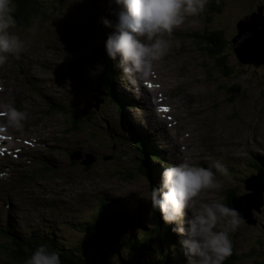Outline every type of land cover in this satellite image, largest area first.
I'll return each instance as SVG.
<instances>
[{"label":"rangeland","instance_id":"1","mask_svg":"<svg viewBox=\"0 0 264 264\" xmlns=\"http://www.w3.org/2000/svg\"><path fill=\"white\" fill-rule=\"evenodd\" d=\"M222 2L220 14H210L208 0L202 13L187 16L164 37L170 42L168 53L154 63L150 76L161 80L154 96L172 117V124L163 121L167 131L152 125L156 113L152 114L147 99L140 105L124 94L122 84L133 88L135 83L124 80L104 53L110 29L98 21L101 16L113 19L108 0H41L44 8L27 27L14 29L24 41L23 52L0 65V105L12 103L26 112L21 129L7 125L0 116V172L6 173L0 178V225L8 221L11 227L23 229L58 222L60 236L78 243L83 234L68 223L87 220L97 201L107 195L118 199V206L149 230L150 184L138 171L133 139L120 129L123 118L148 145L160 146L167 167L181 161L208 167L216 160L227 167L228 176L216 173L221 189L204 190L194 206L220 199L226 203L228 190L235 196L246 193L243 182L254 175L251 162L264 159V68L241 64L227 45L226 65L233 73L226 77L200 53L198 36L205 28L214 29L230 41L236 35L235 22L256 12L264 0ZM98 63L104 65L102 72L94 70ZM106 71L113 72L116 94L126 105L124 116L108 94L94 107V97H100L93 90ZM233 86L237 93L231 95ZM74 114L80 118L76 126L70 122ZM74 151L82 158L91 154L95 162L84 167L72 161ZM262 201L259 213L252 211L255 225L242 223L229 233L232 254L243 257L234 264H264V193ZM168 242L162 249L168 264H185L178 240ZM1 244L6 243L0 240ZM0 256L7 255L0 250Z\"/></svg>","mask_w":264,"mask_h":264},{"label":"clouds","instance_id":"2","mask_svg":"<svg viewBox=\"0 0 264 264\" xmlns=\"http://www.w3.org/2000/svg\"><path fill=\"white\" fill-rule=\"evenodd\" d=\"M108 3L113 19L101 16L98 21L110 29L103 42L104 53L123 79L134 83L150 76L154 63L167 55L170 42L165 35H171L187 16L202 13L208 0H108ZM14 13V0H0V65L9 57L18 58L24 50L23 39L14 31L17 24ZM103 67L98 63L94 70L102 72ZM0 116L7 125L21 129L26 112L9 103L0 105ZM155 151L163 153L159 148ZM153 158L157 160L156 156ZM216 173L228 176L227 167L219 160L208 167L181 161L164 168L159 186L149 193L151 207L159 212L165 227L178 240L185 264H223L233 251L229 233L243 223L239 212L222 199L194 206L204 190L221 189ZM5 175L0 172V178ZM23 264H61V259L56 250L40 244Z\"/></svg>","mask_w":264,"mask_h":264},{"label":"trees","instance_id":"3","mask_svg":"<svg viewBox=\"0 0 264 264\" xmlns=\"http://www.w3.org/2000/svg\"><path fill=\"white\" fill-rule=\"evenodd\" d=\"M14 4L16 26L20 27H27L29 21L44 8L41 0H14ZM54 4L51 3V6L56 8L57 6ZM259 5L257 4L256 8ZM223 8L222 0H211L208 7L210 14L213 16L220 14ZM237 23L238 21L234 24L235 34ZM198 37L201 41L200 49H203V53H200L213 62L212 68L228 77L232 69L226 65L225 49L228 45L233 50L231 40L227 41L220 30H207V28ZM98 83H101L107 90L110 99L113 100L117 96L112 83V75L108 71L100 76ZM236 88L237 86L230 88L229 94H236ZM71 119L70 122L75 123V126L80 121V118L75 114L71 116ZM130 132L138 156V171L146 177L150 184V193L153 187L158 186L157 178L160 177L161 173V170L155 164H151L154 162L153 156H155V153L157 160H161L162 156L159 152L148 149L150 147L147 142L145 143L146 140L132 128H130ZM250 167L255 174H260L264 182V159H258L257 161L253 159ZM226 193L228 196L226 197V204L233 208L232 199L237 196L232 190H228ZM104 196L97 201L93 213L87 220L80 223H68V226L74 232L83 234V238L78 243L66 242L60 236L58 222H43L42 225L33 228L28 226L20 229L11 227L6 221V225H0V240L6 243L1 244L0 250L7 255L0 256L3 259L1 260L2 264H8L7 258L15 263L23 264L32 250L40 244L47 245L50 250H56L60 255L61 264H168L166 249H164V252L162 249L165 243H169L168 239H173L174 235L165 227L159 212L155 209L152 211L149 222L150 229L146 230L145 226H142L139 221L135 222L132 214L126 208L118 206V199H112V196ZM154 212H158V219ZM133 230L138 231V234H134ZM241 258L243 257L231 254L225 260V263L234 264L240 261Z\"/></svg>","mask_w":264,"mask_h":264},{"label":"water","instance_id":"4","mask_svg":"<svg viewBox=\"0 0 264 264\" xmlns=\"http://www.w3.org/2000/svg\"><path fill=\"white\" fill-rule=\"evenodd\" d=\"M263 10L264 6L259 5L256 12L242 19L244 22L242 21L240 23H237L236 35L231 38V46L238 62H240L241 64H251L255 68H264ZM246 57L249 60H247ZM93 91L97 92L98 96L100 97L99 99L98 97H94V107L97 108L103 102L101 96H106V93L100 90V84L96 85V88ZM121 125L122 128L120 129L125 134L127 133L129 135L125 128V123H121ZM71 160L80 162L84 167H89L95 162L94 156H92L91 154L85 155V157L82 158V155L77 151L71 154ZM243 184L246 193L242 196L233 198L232 206L241 215L243 223L253 226L255 225L256 221L252 218V211L259 213L260 208L263 206L262 198L264 193V182L260 174H255L250 175ZM152 211H154V209L151 207V217ZM154 214H156V218L158 219V212H154Z\"/></svg>","mask_w":264,"mask_h":264},{"label":"bare ground","instance_id":"5","mask_svg":"<svg viewBox=\"0 0 264 264\" xmlns=\"http://www.w3.org/2000/svg\"><path fill=\"white\" fill-rule=\"evenodd\" d=\"M49 61V60H48ZM52 61V60H51ZM57 63V62H56ZM58 65V64H57ZM139 81H141V82H145L146 84H148V85H150V87H148L149 88V90L148 89H144V85H143V83H141L140 82V88H139ZM161 82V80L160 79H158L157 77H152V76H148V77H146V78H144V79H142V80H138V81H136V82H134L135 83V86L133 87L134 89H133V92H136V94H135V97L137 98V100H139V101H143V100H145V99H147L148 101H149V103H150V107H151V109L152 110H156V109H158V107L160 106V104H159V101H157L156 100V97L154 96V94L155 93H157L158 92V90H159V88H160V83ZM122 88H123V90L126 92V93H129L130 92V88H128V87H126V86H122ZM115 89V88H114ZM120 91V90H119ZM159 94V93H158ZM154 98L155 100H156V103H152L151 102V100H150V98ZM127 98V97H126ZM158 98V97H157ZM127 100V99H126ZM162 101V100H161ZM176 102V101H175ZM140 105H141V103H139ZM170 106V105H169ZM138 107V106H137ZM162 108H166L167 109V111H161V113L165 116V117H168V116H170V112H169V110H168V108L166 107V106H164V105H161V109ZM174 108V107H173ZM176 108V107H175ZM175 108H174V110H175ZM180 108V107H179ZM178 108V109H179ZM171 109V108H170ZM177 109V108H176ZM142 110V109H141ZM174 110H173V112H174ZM180 111V110H179ZM176 112V111H175ZM177 113H179L178 111H177ZM176 114V113H175ZM147 115V114H146ZM171 117V116H170ZM172 118V117H171ZM164 121V120H163ZM165 122H167V121H165ZM158 125H159V123L158 122H156ZM170 123L172 124V122L170 121ZM168 124V123H167ZM167 127V126H166ZM169 127V126H168ZM162 129V128H161ZM172 129V128H171ZM144 130V129H143ZM169 131V130H168ZM127 132L129 133V135L131 136V132H130V128H127ZM151 133V132H150ZM148 134V133H147ZM144 146H145V144H144ZM156 146V145H155ZM178 146V145H177ZM178 147H180V146H178ZM149 149V148H148ZM166 149V148H165ZM178 150L181 152L182 151V149H181V147H180V149L178 148ZM167 151V150H166ZM183 154V153H182ZM181 155V154H180ZM188 155V154H187ZM178 156V155H177ZM183 156V155H182ZM187 157V156H186ZM106 191V190H105ZM105 193V192H104ZM105 197V196H104Z\"/></svg>","mask_w":264,"mask_h":264},{"label":"snow or ice","instance_id":"6","mask_svg":"<svg viewBox=\"0 0 264 264\" xmlns=\"http://www.w3.org/2000/svg\"><path fill=\"white\" fill-rule=\"evenodd\" d=\"M161 111H167V109L166 108H162Z\"/></svg>","mask_w":264,"mask_h":264}]
</instances>
